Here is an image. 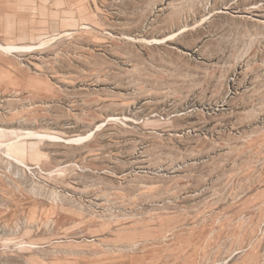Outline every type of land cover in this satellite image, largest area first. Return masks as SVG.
<instances>
[{
  "label": "rangeland",
  "instance_id": "1",
  "mask_svg": "<svg viewBox=\"0 0 264 264\" xmlns=\"http://www.w3.org/2000/svg\"><path fill=\"white\" fill-rule=\"evenodd\" d=\"M0 264H264V0H0Z\"/></svg>",
  "mask_w": 264,
  "mask_h": 264
},
{
  "label": "bare ground",
  "instance_id": "2",
  "mask_svg": "<svg viewBox=\"0 0 264 264\" xmlns=\"http://www.w3.org/2000/svg\"><path fill=\"white\" fill-rule=\"evenodd\" d=\"M26 135H38V134H36V133H32V132H27L26 133ZM42 135H44V134H42ZM88 135V134H87ZM91 135V134H90ZM47 136V135H46ZM50 136V135H49ZM80 138V137H79ZM80 141V139H78V142ZM83 141V140H82ZM73 142H77V138H76V140H75V138L74 139H69V140H67L66 141V143H73Z\"/></svg>",
  "mask_w": 264,
  "mask_h": 264
}]
</instances>
